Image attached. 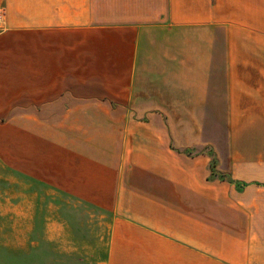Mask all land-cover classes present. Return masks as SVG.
Here are the masks:
<instances>
[{"label": "crops", "instance_id": "1", "mask_svg": "<svg viewBox=\"0 0 264 264\" xmlns=\"http://www.w3.org/2000/svg\"><path fill=\"white\" fill-rule=\"evenodd\" d=\"M253 2L262 26L264 0ZM231 9L0 0V155L12 138L21 177L90 207L1 211L0 264H264L261 157L217 150L231 179L209 180L204 152L215 105L232 121L254 101L263 119L264 96L246 91L264 82L231 64Z\"/></svg>", "mask_w": 264, "mask_h": 264}, {"label": "rangeland", "instance_id": "2", "mask_svg": "<svg viewBox=\"0 0 264 264\" xmlns=\"http://www.w3.org/2000/svg\"><path fill=\"white\" fill-rule=\"evenodd\" d=\"M254 5L253 0H230V7L233 10L231 9L230 13L229 50L231 53V64H238L244 68V73L241 74L243 80L264 82V5L262 6V26L254 25ZM242 6H246L244 19L239 18L236 13L238 12V7L239 12L243 11L241 10ZM243 21L245 23L241 24ZM216 45H218L216 49L222 48L221 42H218ZM255 66L259 72V69H261L260 74H253ZM218 81L220 79L216 77L215 82ZM231 92L233 93L234 91ZM235 92L238 94L245 91L236 90ZM246 92L250 93L247 100L257 98L260 93L261 96H264V90H248ZM254 92L255 96L250 97L254 95ZM247 104H250L248 105L249 107H240V110L237 108V115H233L232 121L223 120L224 116L221 110L219 112L221 107L215 105V121L204 124L206 131L205 141H207V149L204 152H207L211 158L208 174L209 180L231 179L226 169L223 170L221 168L225 167L228 153H220L223 157V159H220L217 157V150L223 151V149L228 147L237 148L238 150L241 148L239 150L240 155L238 156H243L245 161H252L254 157H261L264 163V100H262L263 119H260L259 115L249 114L255 110H259L257 102L249 101ZM7 128L10 129L9 126ZM42 144H45V140L42 143L41 141L39 142V146ZM13 149V139L7 138V153L0 155V212L3 210L31 209L35 213L33 215H40L41 211L49 209H90V207H84L67 201V199L52 191L53 189L31 180L29 177H21L18 173L19 171H15L17 155L13 153ZM42 152V147L38 148L34 161L37 157H44L46 155ZM83 157H86L87 163L93 161V154L83 155ZM220 162H224V165H221ZM245 169V171L249 170ZM6 220L8 221V219ZM42 220L41 218L34 217L31 220V224L38 225Z\"/></svg>", "mask_w": 264, "mask_h": 264}, {"label": "built area", "instance_id": "3", "mask_svg": "<svg viewBox=\"0 0 264 264\" xmlns=\"http://www.w3.org/2000/svg\"><path fill=\"white\" fill-rule=\"evenodd\" d=\"M4 29V18L3 15L0 14V31Z\"/></svg>", "mask_w": 264, "mask_h": 264}]
</instances>
